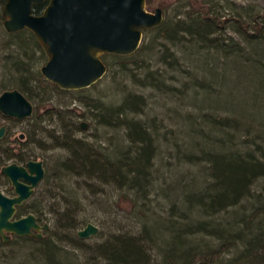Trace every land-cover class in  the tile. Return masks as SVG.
Returning <instances> with one entry per match:
<instances>
[{
    "label": "trees",
    "instance_id": "obj_1",
    "mask_svg": "<svg viewBox=\"0 0 264 264\" xmlns=\"http://www.w3.org/2000/svg\"><path fill=\"white\" fill-rule=\"evenodd\" d=\"M5 2L0 0V3ZM46 4L35 5L34 12L41 13ZM217 4L220 3L217 1ZM214 7H209L207 11H189L185 16H181L180 11L177 13L179 17L174 20L145 29L153 37L149 45L140 46L130 55L105 54L103 59H114L120 70L117 72L126 75L130 64L138 62L147 48L153 51L158 47V51L163 52L161 60L167 63L168 57L175 56L169 44L192 43L206 50L209 59L213 58L218 66L222 64L223 72L227 70L238 80L239 71L230 72V59L237 56L244 64H256L255 59L246 56L245 61L241 58L243 47L234 37L227 40L215 35L224 14L221 6L214 4ZM247 13L248 17L237 13L230 19H234L235 29L248 43L258 42L264 46V15L253 14L252 11ZM250 26H253V32L249 31ZM31 33L20 31L11 34L22 44H38ZM261 59L258 62L263 65ZM35 60L15 57V69L9 66L5 74L13 73L1 82L3 91L17 88L32 99L46 84L60 89L45 79L40 70L33 68L30 63ZM209 66L206 63L204 71L216 68ZM252 71L255 76L250 75V81L254 83L251 116L256 119L264 114V104L257 101L258 96L264 95V81L256 75L258 70L255 67ZM161 73V69H149L144 81L136 73L133 76L143 85L162 89L159 85L163 81L158 79ZM206 86L203 85V88ZM124 87L118 103L95 101L90 114L83 115L92 118L97 125L123 129L128 142L126 147L112 149L102 140L92 141L88 136L77 135L85 128L83 123L70 118L66 120L68 113L58 107L55 112L44 114L46 118L49 116L47 124L42 123L44 115L40 117L37 112L27 119L30 122L28 139L40 133L46 140H51L50 147L65 150L62 157L55 159L52 167L45 165L43 180L49 186L50 198H53L49 210L53 212L61 232H57V238L71 242L77 252H70L50 237L14 235L21 248L15 252L12 250L5 259L16 264H264L263 133H254L248 120L243 123L244 119L238 114H188L185 119L191 122L189 132L196 135L203 145L196 146L197 150L190 149L188 146L191 143L188 142L187 148H184L180 140H173L172 136L180 135L177 130H166L164 134L156 119L148 122L135 117L144 112L146 97L127 85ZM55 117H58L57 125ZM30 143L31 140L22 141L21 137L8 139L5 136L0 139V165L12 162L25 164L35 158V147L30 148ZM161 147L174 151L179 163L188 161L202 166L198 175L195 174L189 182L165 181L164 187L160 188L168 208L166 213L163 211L164 215L159 216L155 212L149 214V211L154 206V188H158L160 169L155 168V158ZM99 185H106L112 191L127 188L133 194L135 203L131 217H134V222L128 230L120 227L110 231L102 241L91 247L81 237H72L70 233L90 218L81 216L86 209L83 194L88 190L103 189ZM36 192L33 200L18 207V214L33 212L41 221L45 214L44 199L42 195L39 198ZM10 244L5 243L0 235V246ZM83 253L85 256L81 257Z\"/></svg>",
    "mask_w": 264,
    "mask_h": 264
},
{
    "label": "rangeland",
    "instance_id": "obj_2",
    "mask_svg": "<svg viewBox=\"0 0 264 264\" xmlns=\"http://www.w3.org/2000/svg\"><path fill=\"white\" fill-rule=\"evenodd\" d=\"M217 1L220 4H217ZM214 4H216V6H221L222 14H224L223 18L220 20L219 26H217L218 29L215 35L220 37V39L225 38L227 40L229 37H234L236 42H239L243 47L242 51L244 52L241 58L246 61V56L251 57L253 60L255 59L254 61L257 64L251 62L244 64L237 56L231 58L229 64L230 72H233V70L239 71L240 78L238 80H235L231 74L229 75L226 72L227 70L224 71V74L222 64L218 66L213 58L209 59V57L206 56V50L203 51L199 49V45H192V43L183 45H181V43L177 45L169 44V47L175 52L174 57L167 58L170 64L169 62L166 63L164 60H161L160 57L163 52H159L158 47L153 51L147 48L138 62L130 64V71H128L126 75L121 72L118 73L117 71L120 70L116 65L117 63L111 57H107L105 59L108 65L107 73L91 87L78 90H64L61 88L55 89L46 84L47 86L45 88L40 89L39 94L30 99L35 106L34 112L39 113L41 117L44 114L49 115L48 113L55 112L57 107L61 108L68 113L66 120L70 118L86 123L87 126L83 130L78 131L77 135L88 136L92 141H94V139H98L99 141L102 140L112 147V149L117 146L126 147L128 142L125 141L123 129L106 128L105 126L97 125L92 118H87L83 114H90L93 103L98 100H102L106 103H118L123 94L122 90L125 88L124 85H127L135 92L144 94L147 100L144 112H141V114L135 117L148 122H151L152 119H156L157 123L162 127L161 131L164 134L166 130H177L180 135L175 134V136H172L171 134L170 136L173 137V140L176 138L180 140L184 148H187L188 142L191 143L190 146H188L190 149H196V146L203 145L196 135L189 132L191 129V122L185 119L188 114H195L197 116L205 112L220 116L238 114V116L244 119L243 123H245V120H248L247 123L251 124L250 126L254 133L261 131L264 135V114L262 118L258 117L256 119L251 116V108H253V104L251 103L253 98H251V95L253 94L252 90L254 89V83L250 81V75L254 67L258 70L256 75L264 81V64L261 65L258 62L259 58H262L261 60L264 62V46L258 42L248 43V41L235 29L234 19H230L234 14L237 15V13L238 15L243 14L245 17H248L247 11H252L253 14L264 15V0H148V8L150 10L154 11L156 7H162L164 21L174 20L179 17L177 13L180 11L181 16H185L187 12H192L197 9L201 11H207L209 7L214 9ZM3 7L4 3H0V92L4 89L1 82L13 73H8V75L5 74L8 72V67L12 66V70L15 69L13 66L15 65V57L26 60L27 58H35L36 60L31 61L30 64L34 69L40 71L41 67L48 59L46 52L34 34L33 36L38 44L25 45L22 44L19 38L11 34L16 32L8 31L4 27ZM226 17L227 20L229 19L228 21L225 19ZM248 28H250V32L254 31L253 26ZM20 31H24L27 34L32 32L29 29H22ZM152 38V35L144 30L141 46L149 45ZM156 41H158V43L161 42L160 40ZM12 55L15 57L13 58ZM39 57L40 59H38ZM206 63L210 65L209 67L216 68H214V70H208L206 68L207 70L204 71L203 67H205ZM149 69L151 71H155L156 69H161L163 71L161 76H158V79L163 81V84L159 85L162 89L151 85L146 86L134 80L133 73H136L138 77L144 81L145 74ZM116 73L117 77H115V79L114 75H116ZM224 75H226V77ZM252 75L254 74L252 73ZM202 82H205L207 85L206 88H203L205 84L201 85ZM194 94L196 98H194ZM257 101L258 103L264 104V95L258 96ZM43 117L45 120L42 123L47 124L50 121L48 119L49 116H47L48 118H46L45 115L42 116V118ZM57 118L58 117L54 118L55 125H57ZM29 123L27 119L17 120L10 117L6 118L0 114V126L6 125L8 128L6 137L8 139L20 138L21 135L24 134V137H21L22 141L31 140L30 148L35 147L34 151L36 157L31 160H43L45 165H50L52 167L55 159L62 157L65 154V150L60 147H50L49 142L51 140H46L40 133L34 136L36 138L29 137L30 139H28ZM168 163H170V165H168ZM3 166L4 165H0V188L6 194L14 196L15 190L11 180L1 170ZM201 166L202 165L199 163L192 164L188 161L179 163L174 151L170 152L164 147H161L155 158V168L156 170L160 169V177L156 184L158 188H154V194L152 195L154 206L153 209L149 211V214L155 212V214L161 216L164 215L163 211L166 213V209L168 208V206H166L167 201L162 197L161 191V188L164 187L163 185L166 183L165 181H167V183L176 180L189 182L195 174L198 175ZM45 183L46 181L43 180L36 189V193L39 195L38 197L40 198L43 196L42 198L44 199L43 209L45 214L43 215L41 223H50V228L44 230L43 237H50L54 241L59 242L62 246H66L67 248L65 249L70 250V252L73 250L77 252V250L73 248L74 245L71 242L60 241L57 238V232H61L60 229H58L53 212L49 210V204L53 201V198H50L49 186ZM261 183H264V179H262ZM99 186L103 189H97L94 192L88 190L83 194L86 209L82 211L83 213L81 216L90 218H87L86 222L78 225L74 232L70 233L72 237L77 236L80 238L78 231L84 229L88 223L97 225L99 227L97 234L87 238L81 237L82 241L91 247L102 241L110 231L120 227L128 230L132 227L131 225L134 222H132L134 217H131L135 203L133 194L128 191L127 188L112 191V189L106 185ZM38 197L36 199H38ZM33 199L34 197L27 202ZM158 202H161V204ZM28 212L29 211H26L24 214L17 213V216L26 215ZM9 242L11 243L9 246H0V264H16V262L10 263V261L5 258L12 250H14V252L19 250L21 244L15 241L13 234ZM86 255H88V258L90 257L89 254ZM83 256H85L84 253L81 254V257ZM17 261L20 262L21 260L18 259Z\"/></svg>",
    "mask_w": 264,
    "mask_h": 264
},
{
    "label": "water",
    "instance_id": "obj_3",
    "mask_svg": "<svg viewBox=\"0 0 264 264\" xmlns=\"http://www.w3.org/2000/svg\"><path fill=\"white\" fill-rule=\"evenodd\" d=\"M43 3H47L43 11L35 13L34 6ZM2 14L8 31H32L48 57L42 74L64 90L97 83L108 71L104 54L135 53L144 30L164 21L162 7L152 11L147 0H6ZM34 110V103L19 89L0 92V112L4 116L24 120ZM6 134L7 126L1 125L0 139ZM1 170L15 189V195L10 196L0 188V235L4 242H9L12 234L42 238L50 223H41L33 212L20 217L17 213L18 206L33 197L44 179V161L12 162ZM98 231L97 225L88 223L78 235L87 238Z\"/></svg>",
    "mask_w": 264,
    "mask_h": 264
},
{
    "label": "flooded vegetation",
    "instance_id": "obj_4",
    "mask_svg": "<svg viewBox=\"0 0 264 264\" xmlns=\"http://www.w3.org/2000/svg\"><path fill=\"white\" fill-rule=\"evenodd\" d=\"M7 132H8V128H7ZM44 166H45V164H44ZM42 181H43V180H42ZM14 190H15V189H14ZM27 201H28V200H27ZM27 201H25L24 203H27ZM24 203H23V204H24ZM23 204H21V205H23ZM21 205H20V206H21ZM18 207H19V206H18ZM14 235H15V234H14Z\"/></svg>",
    "mask_w": 264,
    "mask_h": 264
},
{
    "label": "bare ground",
    "instance_id": "obj_5",
    "mask_svg": "<svg viewBox=\"0 0 264 264\" xmlns=\"http://www.w3.org/2000/svg\"><path fill=\"white\" fill-rule=\"evenodd\" d=\"M49 223V222H48ZM14 235V234H13ZM12 236V235H11ZM18 236V235H17ZM4 241V240H3ZM6 243V242H5Z\"/></svg>",
    "mask_w": 264,
    "mask_h": 264
}]
</instances>
